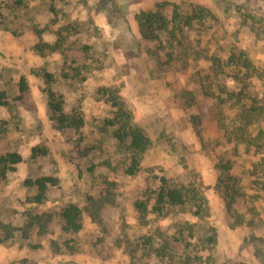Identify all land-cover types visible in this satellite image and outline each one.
I'll list each match as a JSON object with an SVG mask.
<instances>
[{
  "label": "rangeland",
  "instance_id": "374dc122",
  "mask_svg": "<svg viewBox=\"0 0 264 264\" xmlns=\"http://www.w3.org/2000/svg\"><path fill=\"white\" fill-rule=\"evenodd\" d=\"M140 11L166 18L158 41L139 34ZM48 88L64 113H81L79 131L55 128ZM0 101V155L22 157L0 177V223L17 228L7 240L0 230V264H264V0H0ZM115 101L150 140L133 175L106 122ZM34 146L46 153L31 158ZM226 175L246 195L233 205L239 225L224 208ZM42 176L55 184L29 202L37 191L24 181ZM161 177L205 200L150 213ZM87 196L111 202L62 233L60 209ZM44 213L42 235L22 231Z\"/></svg>",
  "mask_w": 264,
  "mask_h": 264
},
{
  "label": "trees",
  "instance_id": "16d2710c",
  "mask_svg": "<svg viewBox=\"0 0 264 264\" xmlns=\"http://www.w3.org/2000/svg\"><path fill=\"white\" fill-rule=\"evenodd\" d=\"M176 16V15H175ZM137 21L138 31L141 37L149 40L158 41V32L163 30L167 25L166 18L155 12H145L140 11L135 15ZM35 34L40 37L42 29H33ZM60 41L53 44L38 42L34 45V50L42 54L45 51L54 52L60 49ZM66 76V75H64ZM47 84L52 80L51 75H45ZM27 90V83L25 78L22 76L19 80V92L22 94ZM21 94L18 99H22ZM48 106L51 110V120L55 124V128L58 130L63 129H73L74 131H79L83 126V117L79 111L72 110L71 113L66 114L63 111L64 100L62 94H57L50 88L47 89ZM4 104L0 101V105ZM116 107L114 115L111 119L106 120L107 124L111 126H118L114 131V136L119 143H126V152L128 154V161L125 163V168L123 172L128 175L135 174L140 168V161L143 153L146 151L150 144L148 136L139 128L135 127L131 120V113L129 110L123 108L117 101L112 103ZM194 125L198 126L200 119L195 116ZM261 135H264V130L260 131ZM46 151L38 146L31 148V158H35L38 155L45 154ZM22 161V157L17 152H7L0 155V177L4 178L6 171H15V165ZM220 166V165H219ZM223 168L226 170L230 169V163H223ZM223 189V202L224 208L228 215L235 216V224L239 225L243 222L241 215L233 208V205L237 203L238 199L245 198L246 195L240 190L235 179L230 175L223 176L220 178ZM26 186H35L37 193L29 199V202L41 203L44 200L45 190L47 184H55V179L49 176L38 177L34 180L26 179L24 181ZM192 193V194H190ZM196 198L204 201L205 199L201 194H198L196 189H189L181 184L179 186H171L167 184L164 177L160 178V186L155 194V201L149 210L150 213L162 214L163 209L166 207H179L185 205L189 199ZM111 202L110 197L100 196L94 198L92 196L86 197V206L80 207L75 203H67L58 212V217L61 219L60 231L64 234L74 235L78 233L82 228V218L83 213L86 212L89 216L95 219L100 210L105 204ZM195 214H200L202 210L201 204L195 203ZM248 210L253 211L254 206L249 203ZM135 208L139 213V216H143L146 212L145 203L142 201L135 202ZM52 219L51 213H44L42 215H29L25 226L22 231L25 232L31 227H36L37 234H43L46 231V223L50 222ZM0 230L3 231V239L7 240L12 237V234L16 227L0 223ZM260 240V239H258ZM65 249L69 253H74L76 250L65 243Z\"/></svg>",
  "mask_w": 264,
  "mask_h": 264
},
{
  "label": "crops",
  "instance_id": "0c3cea01",
  "mask_svg": "<svg viewBox=\"0 0 264 264\" xmlns=\"http://www.w3.org/2000/svg\"><path fill=\"white\" fill-rule=\"evenodd\" d=\"M78 257V256H77Z\"/></svg>",
  "mask_w": 264,
  "mask_h": 264
}]
</instances>
